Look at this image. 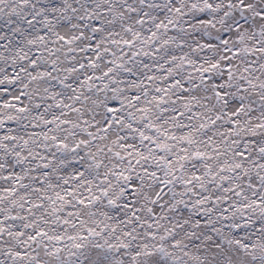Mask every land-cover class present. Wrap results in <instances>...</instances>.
Segmentation results:
<instances>
[{"label": "snow or ice", "instance_id": "1", "mask_svg": "<svg viewBox=\"0 0 264 264\" xmlns=\"http://www.w3.org/2000/svg\"><path fill=\"white\" fill-rule=\"evenodd\" d=\"M0 264H264V0H0Z\"/></svg>", "mask_w": 264, "mask_h": 264}]
</instances>
